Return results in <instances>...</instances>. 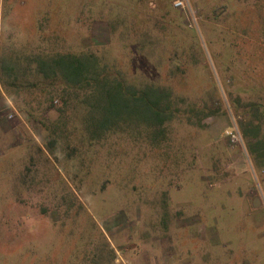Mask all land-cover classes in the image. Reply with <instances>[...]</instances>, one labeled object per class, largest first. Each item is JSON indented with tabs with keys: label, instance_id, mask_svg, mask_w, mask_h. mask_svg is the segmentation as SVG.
Instances as JSON below:
<instances>
[{
	"label": "rangeland",
	"instance_id": "374dc122",
	"mask_svg": "<svg viewBox=\"0 0 264 264\" xmlns=\"http://www.w3.org/2000/svg\"><path fill=\"white\" fill-rule=\"evenodd\" d=\"M35 47L164 86L174 116L89 141L83 91L0 79V264H264V0H0L1 55Z\"/></svg>",
	"mask_w": 264,
	"mask_h": 264
},
{
	"label": "trees",
	"instance_id": "16d2710c",
	"mask_svg": "<svg viewBox=\"0 0 264 264\" xmlns=\"http://www.w3.org/2000/svg\"><path fill=\"white\" fill-rule=\"evenodd\" d=\"M35 48H30L32 53L25 55L26 65L23 68L17 59L0 53L3 86H18L19 75L28 66H33L39 81L51 85L52 94H64L63 104L66 98L69 101L70 94L75 90L83 91L81 102L88 106L84 116L85 138L89 141L100 140L129 124L138 128L162 126L174 116L175 103L169 89L151 82H129L125 77L120 78L110 71V63L93 51L74 53L71 50L60 52ZM58 86L62 89H58ZM65 88L74 92L66 95ZM252 115L255 116L256 111ZM260 130V126L256 125L245 127L242 132L243 137L250 140L248 150L254 156L258 172L262 174L264 135L259 137Z\"/></svg>",
	"mask_w": 264,
	"mask_h": 264
},
{
	"label": "built area",
	"instance_id": "2783aa9c",
	"mask_svg": "<svg viewBox=\"0 0 264 264\" xmlns=\"http://www.w3.org/2000/svg\"><path fill=\"white\" fill-rule=\"evenodd\" d=\"M176 5H183L181 1L177 2ZM56 102V101H55ZM12 115H9V117H11ZM230 137L232 141H239L241 140V136L239 134V132L235 129H232L231 131H229Z\"/></svg>",
	"mask_w": 264,
	"mask_h": 264
},
{
	"label": "water",
	"instance_id": "95a60500",
	"mask_svg": "<svg viewBox=\"0 0 264 264\" xmlns=\"http://www.w3.org/2000/svg\"><path fill=\"white\" fill-rule=\"evenodd\" d=\"M260 203V198L259 197H255L252 201V205L255 207Z\"/></svg>",
	"mask_w": 264,
	"mask_h": 264
}]
</instances>
